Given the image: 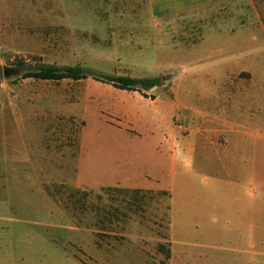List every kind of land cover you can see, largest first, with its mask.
Segmentation results:
<instances>
[{"label": "rangeland", "instance_id": "374dc122", "mask_svg": "<svg viewBox=\"0 0 264 264\" xmlns=\"http://www.w3.org/2000/svg\"><path fill=\"white\" fill-rule=\"evenodd\" d=\"M171 12L0 0V264H220L215 100H264V0ZM41 62L155 83L22 77Z\"/></svg>", "mask_w": 264, "mask_h": 264}, {"label": "crops", "instance_id": "0c3cea01", "mask_svg": "<svg viewBox=\"0 0 264 264\" xmlns=\"http://www.w3.org/2000/svg\"><path fill=\"white\" fill-rule=\"evenodd\" d=\"M225 1L151 0V3L154 8L168 9L176 14L215 7ZM210 72L213 75L208 76V81L219 83L218 74L213 70ZM178 102L171 100V117L184 110ZM215 102L218 120L224 122L231 118L232 136V144L223 146V157L218 158V260L220 264H264V100ZM164 137L169 142L166 149L173 160L177 149L166 135ZM225 151L231 153V158L227 157V169ZM9 166L16 170V162L9 163Z\"/></svg>", "mask_w": 264, "mask_h": 264}, {"label": "trees", "instance_id": "16d2710c", "mask_svg": "<svg viewBox=\"0 0 264 264\" xmlns=\"http://www.w3.org/2000/svg\"><path fill=\"white\" fill-rule=\"evenodd\" d=\"M90 76L97 80L111 83L122 89H133L134 85L151 86L154 78H133L130 76L94 73L90 70L72 65H57L52 63H37L22 73V77H32L41 80H59L63 78L81 79Z\"/></svg>", "mask_w": 264, "mask_h": 264}, {"label": "water", "instance_id": "95a60500", "mask_svg": "<svg viewBox=\"0 0 264 264\" xmlns=\"http://www.w3.org/2000/svg\"><path fill=\"white\" fill-rule=\"evenodd\" d=\"M20 68H3L4 77H9L10 75L19 74Z\"/></svg>", "mask_w": 264, "mask_h": 264}]
</instances>
